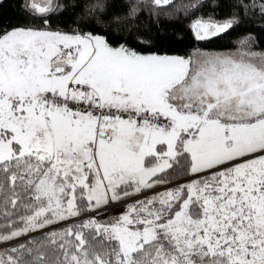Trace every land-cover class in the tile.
Returning a JSON list of instances; mask_svg holds the SVG:
<instances>
[{"label":"snow or ice","instance_id":"1","mask_svg":"<svg viewBox=\"0 0 264 264\" xmlns=\"http://www.w3.org/2000/svg\"><path fill=\"white\" fill-rule=\"evenodd\" d=\"M210 6L195 41L264 33V0ZM178 11L0 0V264H264V39L173 54Z\"/></svg>","mask_w":264,"mask_h":264},{"label":"trees","instance_id":"2","mask_svg":"<svg viewBox=\"0 0 264 264\" xmlns=\"http://www.w3.org/2000/svg\"><path fill=\"white\" fill-rule=\"evenodd\" d=\"M150 3V0H147ZM197 2V0H175L176 8L179 10L174 16L166 17V23L163 25L166 33L171 36L174 32L183 35L185 39L183 41H176L170 39L165 41L170 47L168 51L173 54L187 55L193 53L196 49H201L205 51H210L214 53L229 52L235 50L239 46L240 41L249 33H253L261 39H264V33L259 32V25L254 23L253 20H246L243 24L234 29L229 30L227 33L222 34L219 37L213 38L206 42H199L192 39L190 32L188 31L190 22L194 19L192 15V9H189L188 12H184V7L190 3ZM208 2V0H204ZM216 0H211L212 6L215 5ZM230 2V0H229ZM212 6L208 8H202L197 15L204 16L205 14L211 16L213 15ZM170 7V6H169ZM229 11L227 4L223 9H218L215 13L217 17L225 15ZM183 13V14H181ZM4 22L6 23H28L30 22L29 18L20 14L15 6V3H12L5 7L4 9ZM60 21H55L59 23ZM264 49V44H259L256 47L257 51Z\"/></svg>","mask_w":264,"mask_h":264}]
</instances>
